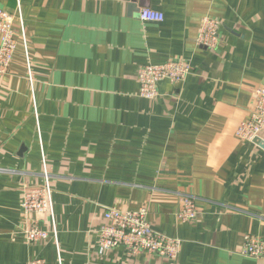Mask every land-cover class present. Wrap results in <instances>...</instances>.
<instances>
[{"label": "crops", "instance_id": "crops-1", "mask_svg": "<svg viewBox=\"0 0 264 264\" xmlns=\"http://www.w3.org/2000/svg\"><path fill=\"white\" fill-rule=\"evenodd\" d=\"M22 10L28 81L19 45L0 89V264H264L240 254L246 233L264 237L261 143L236 129L264 84V0H1ZM142 8L165 15L140 19ZM204 16L221 21L210 51L196 39ZM184 61L181 84L139 95V67ZM53 174L54 238L19 232L23 185ZM184 194L199 219L178 220ZM107 207H148L152 227L183 241L178 259L101 252Z\"/></svg>", "mask_w": 264, "mask_h": 264}, {"label": "built area", "instance_id": "built-area-1", "mask_svg": "<svg viewBox=\"0 0 264 264\" xmlns=\"http://www.w3.org/2000/svg\"><path fill=\"white\" fill-rule=\"evenodd\" d=\"M1 1V0H0ZM140 19L146 22H162L163 12L142 8ZM221 21L211 16H204L196 39L198 46L214 51L220 43ZM19 45L24 47L28 67V81L32 91L35 87V77L28 55V38L21 7L16 13L5 10L0 5V89L4 85V77L14 61ZM193 71L192 66L184 61H168L161 64L146 63L139 67V95L145 99L154 100L159 97V84L168 80L172 84L183 83ZM253 106L248 118L242 120L236 129L238 139L254 142L264 132V84L252 90ZM41 183L23 185L22 215L23 222L19 232L27 243H37L50 238L57 243L58 230L53 207V174L50 171L45 156L41 161ZM196 197L184 194L182 208L177 212V218L182 223L199 219V208ZM148 207L137 210L107 207L104 212L105 223L98 230V247L101 252H107L118 247L125 249L129 257L140 253L158 255L170 260L178 259L183 241L180 238L169 237L157 232L151 225ZM240 254L260 258L264 257V237L246 233ZM28 264H47L44 258L37 257Z\"/></svg>", "mask_w": 264, "mask_h": 264}, {"label": "water", "instance_id": "water-1", "mask_svg": "<svg viewBox=\"0 0 264 264\" xmlns=\"http://www.w3.org/2000/svg\"><path fill=\"white\" fill-rule=\"evenodd\" d=\"M128 1H130V0H128ZM254 142H255V143H258V144L261 143L260 139H258V138H256V139L254 140Z\"/></svg>", "mask_w": 264, "mask_h": 264}]
</instances>
